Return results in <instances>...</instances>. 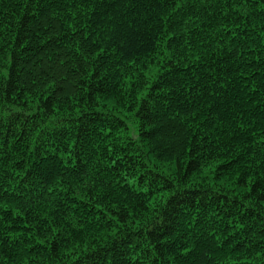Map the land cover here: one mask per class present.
<instances>
[{
    "label": "trees",
    "instance_id": "16d2710c",
    "mask_svg": "<svg viewBox=\"0 0 264 264\" xmlns=\"http://www.w3.org/2000/svg\"><path fill=\"white\" fill-rule=\"evenodd\" d=\"M0 264H264V0H0Z\"/></svg>",
    "mask_w": 264,
    "mask_h": 264
}]
</instances>
